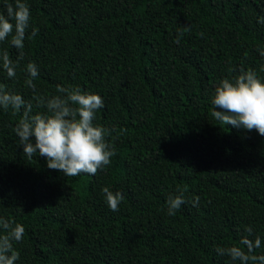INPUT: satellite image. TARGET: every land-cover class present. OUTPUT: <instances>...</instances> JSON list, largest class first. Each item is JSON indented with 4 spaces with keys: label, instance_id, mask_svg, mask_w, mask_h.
I'll list each match as a JSON object with an SVG mask.
<instances>
[{
    "label": "trees",
    "instance_id": "trees-1",
    "mask_svg": "<svg viewBox=\"0 0 264 264\" xmlns=\"http://www.w3.org/2000/svg\"><path fill=\"white\" fill-rule=\"evenodd\" d=\"M28 4V35L38 32L25 39L17 77L0 70V84L31 99L22 69L32 61L38 93L61 85L98 94L94 123L116 130L107 137L116 155L95 176H64L23 154L20 114L0 109V216L25 228L16 264H233L215 248L238 244L247 227L264 254V136L211 116L221 79L253 69L264 80V0ZM0 48L15 60L14 47ZM104 187L123 194L118 211ZM178 188L199 203L169 216L165 201Z\"/></svg>",
    "mask_w": 264,
    "mask_h": 264
},
{
    "label": "clouds",
    "instance_id": "clouds-1",
    "mask_svg": "<svg viewBox=\"0 0 264 264\" xmlns=\"http://www.w3.org/2000/svg\"><path fill=\"white\" fill-rule=\"evenodd\" d=\"M30 21L28 0H4V7L0 9V44L7 42L18 53L13 60L7 49L0 48V70L9 79L17 77V69L25 59V39L38 32L32 28L28 35ZM257 22L264 24V17H259ZM190 31V26H182L176 42ZM199 35L203 36V33ZM257 51L264 61V49ZM22 71L27 73L24 85L31 90V99L26 101L21 94L8 91L0 84V109L11 110L13 115L20 114L13 131L23 146V154L28 159L37 155L44 157L49 169L67 177L95 176L108 167L116 151L114 143L107 137L116 130L94 123L97 112L104 107L103 98L79 87L61 85L56 86L54 95L40 94L34 83L39 75L36 64L29 61ZM259 71L264 72V62ZM211 104V116L218 126L255 130L264 136V80L255 70L241 69L233 79H221L214 87ZM34 107L44 111L34 112ZM125 132L126 129L121 128L117 135ZM102 193L110 210L118 211L124 200L123 194L108 187H104ZM165 203L167 215L175 216L185 203L197 206L199 197L186 201L184 190L178 188L176 194L167 196ZM245 233L238 244L217 246L216 253L229 257L233 264H264V254L256 251L262 245L260 236L252 237L251 227H247ZM24 235L25 228L21 223L0 216V264H16L20 253L15 245L23 242Z\"/></svg>",
    "mask_w": 264,
    "mask_h": 264
}]
</instances>
